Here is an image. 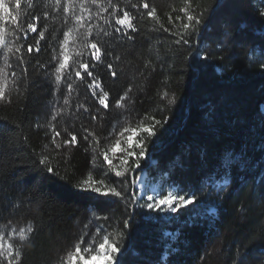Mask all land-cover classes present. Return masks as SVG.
Masks as SVG:
<instances>
[{"label": "trees", "instance_id": "trees-1", "mask_svg": "<svg viewBox=\"0 0 264 264\" xmlns=\"http://www.w3.org/2000/svg\"><path fill=\"white\" fill-rule=\"evenodd\" d=\"M119 2L123 5L125 0ZM149 2L157 7L161 22L171 27L166 14L181 7L182 0ZM200 3L207 9L206 22L200 36L192 39L191 53L146 19L140 22L135 41L105 45L121 56L116 78L103 66L95 69L110 93V106L127 87H133V126L143 117H149L145 124L151 117L166 121L163 127L156 126L153 137L137 134L136 140L143 137L148 151L141 161L143 171L137 170L135 179L146 173L149 185L197 196V204L173 216L126 207L125 202L106 203L107 198L77 187L89 172L95 179L118 178L112 173L104 175L107 166L102 157L95 166L91 163V150L85 151L83 140L57 150L51 144V131L36 127L38 122L50 120L55 103L52 77L44 74L53 65L43 41L40 53L26 57L29 76L11 104H0V225L10 219H31L39 229L34 244L25 248L23 264H58L89 219L113 231L129 218L120 245L125 264H235L242 257L246 264H260L264 252V152L257 108L264 102V70L259 67L264 18L257 10H264V0ZM44 10L38 7L36 14L42 15ZM44 23L41 19L40 24ZM229 30L231 42L225 39ZM28 42H32V34ZM197 50L199 57L195 56ZM209 52L217 55L203 60ZM37 60L47 68H40ZM74 86L79 87L81 102L95 103L90 93L83 101L84 88L78 79ZM64 91L61 86V105ZM165 91L175 96V104H168ZM76 102L74 94L73 108ZM119 111L113 109L108 115L102 110V127L91 122L83 110L65 113L53 123L58 130L74 124L70 130L78 137L83 135L81 125L89 127L103 145ZM44 155L57 176L43 170L40 158ZM93 213L109 220H95Z\"/></svg>", "mask_w": 264, "mask_h": 264}, {"label": "snow or ice", "instance_id": "snow-or-ice-1", "mask_svg": "<svg viewBox=\"0 0 264 264\" xmlns=\"http://www.w3.org/2000/svg\"><path fill=\"white\" fill-rule=\"evenodd\" d=\"M38 7L45 9L42 15L36 14ZM24 9L30 10L31 14ZM206 12L207 9L201 6L200 0H182L181 7H173L166 14L167 24L171 26L168 27L161 22L157 7L149 0H137L136 3L125 0L123 5L119 0H39V4L37 0H0V104L13 102L14 95L20 92L22 82L29 76V61L26 57L33 52L40 53L41 42H45L44 46L51 52L53 67L44 74L52 77L55 103L52 105L50 120L44 124L38 122L36 127L51 131V144L57 150L76 146L83 140L87 144L85 151L91 150V163L95 166L98 158L102 157L107 166L104 175L112 173L118 178L95 179L89 172L77 187L97 194V198H107L104 201L106 203L125 202L126 207L133 209H147L149 212L169 216L179 214L198 203L195 194L186 196L175 190L150 188L146 181L135 179L137 170L143 171L141 161L146 157L148 149L143 137L135 141L134 137L138 133L153 137L156 135V126L163 127L166 121L151 117V122L145 124L144 120L149 117H143L133 126L134 113L130 108L135 103L130 96L133 87H127L122 95L111 101L110 106V93L95 69L103 66L111 77L116 78V67L121 56L114 54L113 49L105 45L123 46L127 41H135L134 34L141 31L140 22L146 19L154 21L158 30L169 33L174 37L176 45L187 46L188 53H191L192 39L200 36L206 22ZM173 13L176 15L173 16ZM257 14L264 18V10L258 9ZM41 19L46 23L41 25ZM30 34L32 42H28ZM230 37V30L226 31L225 39L231 42ZM214 55L217 53L209 52L202 59L207 61ZM195 56H200V50L195 52ZM36 64L42 69L47 68V65L39 64L38 60ZM259 67L264 70V48L260 51ZM261 75H264V71ZM74 79H78L83 85V101L88 100L90 93L95 101L93 105L80 101L81 93L79 87L74 86ZM61 86L65 90L62 105L58 96ZM74 94L77 102L73 108ZM163 97L170 105L176 103L175 96L170 97L166 91ZM113 109L120 111L111 124V131L105 137L103 145L100 137L89 127L81 125L83 135L78 137L70 130L75 128L74 124L58 130L53 123L65 113L71 115L73 111L79 113L83 110L89 114L91 122L102 127V110L111 115ZM257 115L261 123L260 149L264 152V102L258 106ZM45 134H48L47 131ZM118 151H122L123 155L117 156ZM114 160H119V163H113ZM40 163L44 165L45 172L52 176L58 175L50 166L47 155L40 158ZM93 216L95 220H109L106 215L93 213ZM129 219L122 222L119 230L113 231L106 230L103 225H94L93 220L89 219L74 243L58 258V264H93L95 261L125 264L122 258L124 250L120 245L125 239L124 228L128 226ZM38 232V227L31 219H24L22 222L10 219L0 225V264H23L25 248L34 244ZM260 255V264H264V252ZM235 264H246V258L242 257Z\"/></svg>", "mask_w": 264, "mask_h": 264}, {"label": "rangeland", "instance_id": "rangeland-1", "mask_svg": "<svg viewBox=\"0 0 264 264\" xmlns=\"http://www.w3.org/2000/svg\"><path fill=\"white\" fill-rule=\"evenodd\" d=\"M136 140V137H134V141ZM138 181H146L147 182V176H146V173H142L139 177H138V179H137ZM150 186V188H157V189H159V187H156V186H153V185H149ZM164 191V190H163ZM166 191H168V190H166ZM166 215H168V214H166ZM93 264H103V262L102 261H95V262H93Z\"/></svg>", "mask_w": 264, "mask_h": 264}]
</instances>
